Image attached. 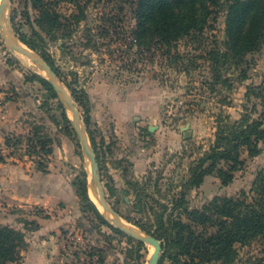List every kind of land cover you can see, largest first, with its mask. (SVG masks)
Returning <instances> with one entry per match:
<instances>
[{
    "label": "rangeland",
    "instance_id": "obj_1",
    "mask_svg": "<svg viewBox=\"0 0 264 264\" xmlns=\"http://www.w3.org/2000/svg\"><path fill=\"white\" fill-rule=\"evenodd\" d=\"M85 2L82 0V3ZM87 4L85 9L89 19L80 23L67 40L66 48L60 46L61 41H51L50 35L35 22L38 12L32 0H10L5 23L16 40L41 56L38 50L31 49L19 38L20 34H26L40 43V33L48 40L47 50L64 74L63 78L77 79L87 90L91 109L90 128L96 148L86 129L83 109L76 103L81 126L99 156V174L106 200L112 208L120 211L124 225L131 228L134 224L125 219L128 214L135 220L151 222L153 217L148 211L159 209V199L179 191L178 184L173 190L172 182L175 184L185 178L198 155L209 148L214 139L217 117L222 111L230 113L233 119L240 118L244 108H248L254 118L259 116L264 109V44L259 51L248 53L239 68L234 65L230 69L231 61L224 63L222 60L219 70H216L211 53L225 38L224 10L210 18L205 34L196 37L188 35L179 41L173 51L178 57L175 60L158 49L151 52L138 47L129 49L135 18L128 3H123V10L120 9L122 0H91ZM77 9L73 3L61 5L60 11L66 24L75 20ZM102 27L108 30L106 35L99 34ZM89 36L92 42L87 47ZM0 52L4 53V60L12 69H16L17 76H22L19 81L14 77L3 95L6 100L15 97L22 110L20 120L25 124L23 131L8 135L14 144L10 147L5 143L7 155L22 161L29 158L36 168L42 163L47 169L53 158L65 159L72 171L74 188V183L79 182L86 172L88 192L92 190L97 195V188L90 183L91 161L83 150L73 123L74 134H66L67 125L60 105L63 98L50 97L38 80H26V75L47 78V72L30 58L10 48L1 26ZM243 68L248 74L246 79L242 78ZM220 76L227 78V82L218 80ZM60 81L72 96L69 87ZM222 102L227 105L222 107ZM63 106L72 119L70 108L65 102ZM187 124L190 138H185L183 129ZM30 138L33 141L28 145ZM40 139L52 140V153H35L42 150ZM260 147L261 153L255 157L248 155L246 150L242 152L244 165L234 172L230 184H222L214 173L207 175L198 187L190 188L187 191L190 206L201 208L214 197H237L242 191L250 190L258 171L264 169V141ZM72 157L77 166L68 161ZM1 159H5V154L0 151ZM135 180H139V186L146 187V194L151 196L146 197L149 202L146 213L133 208L137 191L130 182ZM89 196L93 199L90 192ZM95 204L107 215L110 224L102 223L91 206L80 200V206L68 221L66 229L63 227L59 231L58 241L62 245L57 249V257H53L48 264H147L154 247L121 230L111 220L116 218L114 214L103 209L100 202ZM35 212L37 208L34 207L24 211L30 215ZM2 216L0 220L4 222ZM25 221L22 225L26 228V235L33 239L32 231L37 230L34 229L37 222ZM10 223L16 224L7 222ZM138 241L144 245L141 247ZM237 246L239 255L233 264H264L263 239ZM35 247L34 250L39 249ZM55 250L52 249L50 254L56 255ZM163 254L164 250L161 257ZM21 263L22 260L9 264ZM163 264H172V261L166 257Z\"/></svg>",
    "mask_w": 264,
    "mask_h": 264
},
{
    "label": "trees",
    "instance_id": "obj_2",
    "mask_svg": "<svg viewBox=\"0 0 264 264\" xmlns=\"http://www.w3.org/2000/svg\"><path fill=\"white\" fill-rule=\"evenodd\" d=\"M90 1L82 3V0H32L38 12L35 22L50 35L51 41H61L60 46L66 48L67 40L79 28L80 23L86 19L88 21L85 7ZM124 2L128 3L135 18L129 49L138 47L150 52L158 49L164 55L173 56L177 60L178 57L174 54L176 52L173 51L178 47L179 41L188 35L196 37L205 34L210 18L218 16L222 10L225 11V38L211 53L216 70H219L222 60L224 63L231 61L230 69L234 65L239 68L248 53L259 51L264 44V0H122L121 10L124 9ZM63 3H73L78 8V13L74 14L75 20L70 24L64 22V14L60 11ZM107 32L102 27L99 34L106 35ZM38 36L40 43L26 34H20L19 38L31 49L38 50L60 80L69 87L75 102L83 109V120L96 148V140L90 128L91 109L87 90L77 79L63 78L64 74L62 75L54 57L47 50L48 40L40 33ZM91 42L92 38L89 36L85 46L89 47ZM241 73L243 79L248 77L246 69L243 68ZM37 77L26 75V80H38L50 97L58 99L59 96L50 81L43 76ZM220 79L227 82V78L220 76L218 80ZM60 105L67 125L66 134L72 136V121L62 102ZM225 105L227 103L222 102V107ZM216 123L214 139L209 148L198 155L185 178L175 184L172 182L173 190L177 187L176 184L180 189L164 199H159V209L151 208L148 211L149 202L146 197L150 195L146 194V187H140L139 180L130 182L137 191L133 201L134 210L141 213L148 211L153 217V223H146L143 219L135 220L129 214L125 219L162 242L164 254L159 264H163L166 257L171 259L172 264H233L239 255L237 245H246L257 239L264 240V169L258 171L251 189L242 191L237 197H214L201 208H192L187 200V191L198 187L207 175L216 173L222 184H230L234 179V172L244 165L241 158L244 150L251 157L261 153L260 144L264 141V109L254 118L250 110L244 108V113L238 119H233L230 113L222 111ZM32 141L30 138L27 144L30 145ZM39 141L42 150H35V153H52L51 139ZM5 143L10 147L14 144L10 136L6 137ZM96 157L99 162L97 154ZM221 164L224 166H220ZM38 169L48 172L42 163H39ZM74 185L81 202L91 206L102 223L109 225V221L89 196L86 172ZM115 210L120 214L119 210ZM38 228L37 223L34 229ZM138 244L141 247L144 245L141 241ZM27 246L25 230L0 224V264L22 260V252Z\"/></svg>",
    "mask_w": 264,
    "mask_h": 264
},
{
    "label": "crops",
    "instance_id": "obj_3",
    "mask_svg": "<svg viewBox=\"0 0 264 264\" xmlns=\"http://www.w3.org/2000/svg\"><path fill=\"white\" fill-rule=\"evenodd\" d=\"M3 56L4 53L0 52V89H3L0 90V151L5 154V159L0 160V215L5 221L0 220V223L26 231L22 221H36L39 228L32 231L33 239L27 237L28 250L23 251L21 264H48L53 257H57V249L62 245L58 241L59 231L63 227L66 229L68 221L80 206V200L73 186L72 171L65 159L53 158L49 171L44 173L29 158L22 161L7 155L6 137L23 131L25 124L20 120L22 110L15 97L3 98L10 81L14 77L19 81L22 77L21 74L17 76L16 69H12ZM68 161L77 166L75 158ZM33 207L37 208V212L32 215L24 213ZM8 221L17 225L7 224ZM35 246L39 249L34 250ZM55 248L56 255L50 254ZM60 258L62 260V256Z\"/></svg>",
    "mask_w": 264,
    "mask_h": 264
},
{
    "label": "water",
    "instance_id": "obj_4",
    "mask_svg": "<svg viewBox=\"0 0 264 264\" xmlns=\"http://www.w3.org/2000/svg\"><path fill=\"white\" fill-rule=\"evenodd\" d=\"M10 0H0V26L4 32L5 40L8 44V46L13 50L22 53L26 57L30 58L33 62H35L42 70H45L48 74L47 79L50 81V83L53 85L54 89L56 90L59 97L63 98V103L65 102L66 105L70 108V110L73 113V118L71 119L73 123V127L75 128L76 132L78 133V136L80 138L83 150L85 154L89 157L91 161V177H90V183L97 188V193L99 194L98 199L104 206V209H108L111 213L114 214L116 217L115 219H111L117 227H119L124 232L130 234L131 236L137 238L138 240H141L145 243L150 244L154 247V250L147 262V264H159L160 257L163 251V245L162 242L156 238L152 234H148L144 231H142L139 227H137L140 232H136L133 229L127 227L124 225L123 219L121 215L112 208L109 203L106 200V196L103 191V187L101 184L100 174H99V164L96 157V152L94 148L91 145V142L87 136V133L85 129L81 126V117L80 112L78 110V107L76 105L75 100L72 98L68 90L62 86L60 78L57 76L56 72L52 69V67L44 60L42 56L39 54H36L29 49L25 48L22 43L14 38V35L10 28L6 27V9L9 6ZM189 128V124H187L185 127H183L185 131V138H190L191 133ZM153 129L152 127L150 128ZM92 199V198H91ZM93 200V199H92ZM94 203H96L93 200ZM101 211V210H100ZM102 215L107 218V215L101 211ZM107 220H109L107 218Z\"/></svg>",
    "mask_w": 264,
    "mask_h": 264
},
{
    "label": "bare ground",
    "instance_id": "obj_5",
    "mask_svg": "<svg viewBox=\"0 0 264 264\" xmlns=\"http://www.w3.org/2000/svg\"><path fill=\"white\" fill-rule=\"evenodd\" d=\"M19 41V40H18ZM90 184V183H89ZM90 187V186H89ZM90 192V195L93 197V199L98 203V202H100L99 201V199H98V197H99V194H97L96 195V192H94V191H92V190H90L89 191ZM100 205L103 207V209H104V206L102 205V203L100 202ZM106 210V209H105ZM108 210V209H107ZM109 211V210H108ZM115 218V217H114ZM124 222V221H123ZM131 225V224H130ZM132 227H131V229H133L134 231H136V232H138L139 233V229L136 227V226H134V225H131Z\"/></svg>",
    "mask_w": 264,
    "mask_h": 264
},
{
    "label": "built area",
    "instance_id": "obj_6",
    "mask_svg": "<svg viewBox=\"0 0 264 264\" xmlns=\"http://www.w3.org/2000/svg\"><path fill=\"white\" fill-rule=\"evenodd\" d=\"M77 238H78V240H80V236H78Z\"/></svg>",
    "mask_w": 264,
    "mask_h": 264
}]
</instances>
